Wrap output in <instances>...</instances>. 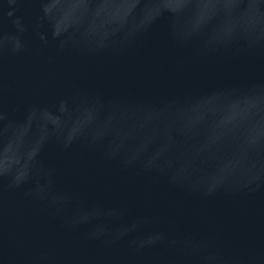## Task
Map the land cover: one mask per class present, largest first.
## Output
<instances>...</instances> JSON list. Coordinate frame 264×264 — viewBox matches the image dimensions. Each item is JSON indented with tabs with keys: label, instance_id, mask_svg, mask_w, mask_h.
<instances>
[{
	"label": "water",
	"instance_id": "1",
	"mask_svg": "<svg viewBox=\"0 0 264 264\" xmlns=\"http://www.w3.org/2000/svg\"><path fill=\"white\" fill-rule=\"evenodd\" d=\"M0 264H264V0H0Z\"/></svg>",
	"mask_w": 264,
	"mask_h": 264
}]
</instances>
